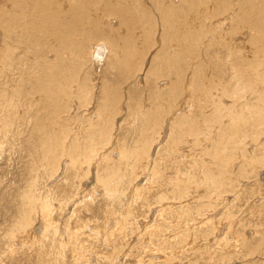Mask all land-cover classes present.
<instances>
[{
	"label": "rangeland",
	"instance_id": "obj_1",
	"mask_svg": "<svg viewBox=\"0 0 264 264\" xmlns=\"http://www.w3.org/2000/svg\"><path fill=\"white\" fill-rule=\"evenodd\" d=\"M0 1V264H264V0Z\"/></svg>",
	"mask_w": 264,
	"mask_h": 264
},
{
	"label": "bare ground",
	"instance_id": "obj_2",
	"mask_svg": "<svg viewBox=\"0 0 264 264\" xmlns=\"http://www.w3.org/2000/svg\"><path fill=\"white\" fill-rule=\"evenodd\" d=\"M99 1V0H98ZM1 2V1H0ZM5 2V1H4ZM92 3V2H91ZM95 4V3H94ZM52 5V4H51ZM53 6V5H52ZM66 9V8H65ZM105 9V8H104ZM108 9V8H107ZM112 10V9H111ZM114 10H115V8H114ZM117 10V9H116ZM106 11V10H105ZM108 11H109V9H108ZM107 11V12H108ZM112 12V11H111ZM115 12V11H114ZM117 12V11H116ZM143 12V11H142ZM166 12V11H165ZM23 13H25V12H23ZM52 13H53V11H52ZM119 13V12H118ZM26 14V13H25ZM50 14V13H49ZM142 14V13H141ZM55 16H56V14H54ZM256 19V18H255ZM257 20H258V18H257ZM10 21V20H9ZM54 21H56L55 19H54ZM256 21V20H255ZM8 22V21H7ZM42 22V21H41ZM78 22V21H77ZM1 23V22H0ZM17 23V22H16ZM134 23V22H133ZM254 23V22H253ZM258 23V22H257ZM9 24V22L5 25V26H7ZM23 24V23H22ZM41 24V23H40ZM80 24V23H79ZM13 25V24H12ZM39 26V25H38ZM53 27H54V29L52 30L53 31V33H55V38H56V22L53 24ZM32 28H33V32L36 34V26H35V24H33L32 25ZM44 30V29H43ZM43 30H41V31H43ZM38 32V31H37ZM82 32V31H81ZM24 33V32H23ZM23 33L22 34H20V35H23ZM40 33V32H39ZM33 34L31 33V32H28V31H26V33H25V38L27 39V40H30L29 38H30V36H32ZM24 38V37H23ZM34 40V39H33ZM107 40V39H106ZM106 40L104 41L105 43H106ZM24 41V40H23ZM36 42H35V45H37V47L39 48V41L38 40H35ZM102 41V40H101ZM137 41V40H136ZM26 41H24V43H25ZM53 42V41H52ZM101 43V42H100ZM137 43V42H136ZM264 44V43H263ZM106 45H108V43H106L105 44V46H104V44H100V48H106L107 50H108V48L106 47ZM23 46H25V45H21L20 46V48L22 49L23 48ZM33 46V45H32ZM96 47H98V46H96ZM125 47V46H124ZM26 48H27V52H30V51H32V49H30L31 47H30V45H29V47H27V42H26ZM111 48V47H110ZM34 49V48H33ZM105 49V50H106ZM111 49H113V48H111ZM111 49H109L110 50V53H112L113 51L111 50ZM5 50H6V48H5ZM38 50L39 49H37V53H38ZM97 50V49H96ZM101 50H103V49H101ZM100 50V53L102 52ZM105 50H103V51H105ZM5 52V51H4ZM23 53H24V51H22ZM21 52V53H22ZM25 52H26V50H25ZM33 53H36V51L34 52V51H32ZM264 52V51H263ZM22 53V54H23ZM96 53V52H95ZM109 53V54H110ZM1 54V53H0ZM11 55H9L7 58L6 57H3V59H5L6 61H8L9 62V67H13L12 65H11V63H10V61H11V58H12V56H13V53H10ZM97 54V53H96ZM95 55V54H94ZM100 55V54H99ZM112 55V54H111ZM6 56V55H5ZM21 56V55H20ZM94 57V56H93ZM96 57H97V55H96ZM94 58L95 60H98V61H101V60H103V59H105L106 58V54H105V57L104 56H102V57H104V58ZM1 58V57H0ZM110 58V57H109ZM108 58V59H109ZM126 58H127V56H126ZM10 59V60H9ZM130 59V58H129ZM131 60V59H130ZM106 61V60H105ZM20 62V61H19ZM1 63V62H0ZM13 63V62H12ZM55 63V62H54ZM137 63V62H136ZM8 64V63H7ZM130 64V63H129ZM133 64V61L131 60V65ZM0 66H1V64H0ZM20 67V65L17 63L16 65H15V67ZM56 65L55 64H52V63H50L49 65H48V70L50 69V71L52 72V73H55L54 75H56V67H55ZM130 66V65H129ZM13 69H15V68H12L11 69V71H13ZM17 69V68H16ZM9 70V69H8ZM44 72H46L45 71V67L44 66H35V68L34 67H32L31 69L29 68L28 70H27V73L30 75V77L31 78H33V77H36V80H38L39 82H40V80L42 79V76H44ZM244 72V71H243ZM24 71L23 72H21V74L24 76ZM51 76V75H50ZM54 77H56V76H54ZM43 82V81H42ZM32 83V82H31ZM33 84V83H32ZM52 84V83H51ZM54 86V85H53ZM56 87V86H55ZM54 87V88H55ZM175 87L177 88L178 86L177 85H175ZM52 88V87H51ZM56 89V88H55ZM54 89V90H55ZM45 90H47V92L48 91H50L51 89H48V88H45V85L43 86V84H39V85H36V86H32L31 85V91H33V92H35V93H39V91H45ZM64 90V89H63ZM65 91V90H64ZM54 94H55V91H54ZM56 96V95H55ZM242 122V121H241ZM54 143H52V145H53ZM50 145V144H49ZM59 145V144H58ZM54 146V145H53ZM57 149H58V147H57ZM74 150V149H73ZM78 154V153H77ZM57 158V157H56Z\"/></svg>",
	"mask_w": 264,
	"mask_h": 264
}]
</instances>
